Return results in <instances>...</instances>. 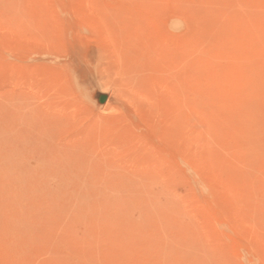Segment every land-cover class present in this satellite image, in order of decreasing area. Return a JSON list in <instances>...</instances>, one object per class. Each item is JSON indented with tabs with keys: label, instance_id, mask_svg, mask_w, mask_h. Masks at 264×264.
Wrapping results in <instances>:
<instances>
[{
	"label": "rangeland",
	"instance_id": "rangeland-1",
	"mask_svg": "<svg viewBox=\"0 0 264 264\" xmlns=\"http://www.w3.org/2000/svg\"><path fill=\"white\" fill-rule=\"evenodd\" d=\"M0 264H264V0H0Z\"/></svg>",
	"mask_w": 264,
	"mask_h": 264
},
{
	"label": "bare ground",
	"instance_id": "bare-ground-1",
	"mask_svg": "<svg viewBox=\"0 0 264 264\" xmlns=\"http://www.w3.org/2000/svg\"><path fill=\"white\" fill-rule=\"evenodd\" d=\"M109 42V41H108ZM111 42V41H110ZM176 45H177V43H176ZM180 46V45H179ZM110 47V46H109ZM121 47V46H120ZM114 50V49H113ZM149 50V49H148ZM109 51H111V49H109ZM114 51H116V50H114ZM108 52V51H107ZM175 52V51H174ZM115 53V52H114ZM116 53H117V51H116ZM112 54V53H111ZM114 55V54H113ZM116 55V54H115ZM182 66V65H181ZM139 73V72H138ZM166 73H168V72H166ZM141 80V79H140ZM139 80V81H140ZM128 81V80H127ZM136 82V81H135ZM161 85V84H160ZM171 85V84H170ZM136 86H137V84H136ZM137 90V89H136ZM156 92V91H155ZM84 93V92H83ZM170 93V92H169ZM139 94H141V93H139ZM171 94V93H170ZM169 95V94H168ZM171 96V95H170ZM96 97L98 98V100L99 101H103L105 98H106V95L104 94V93H102V92H96ZM142 98L144 99V97L142 96ZM145 100V99H144ZM141 101V100H140ZM132 102V101H131ZM135 102V101H134ZM141 102H143V101H141ZM147 102V101H146ZM88 103V102H87ZM139 103V102H138ZM93 104V103H92ZM141 104V103H140ZM143 104V103H142ZM143 109V108H142ZM166 117V116H165ZM185 117V116H184ZM166 120V119H165ZM10 237V236H9Z\"/></svg>",
	"mask_w": 264,
	"mask_h": 264
}]
</instances>
